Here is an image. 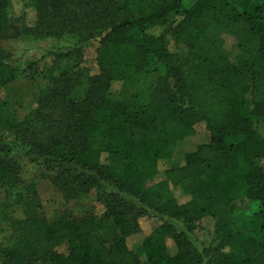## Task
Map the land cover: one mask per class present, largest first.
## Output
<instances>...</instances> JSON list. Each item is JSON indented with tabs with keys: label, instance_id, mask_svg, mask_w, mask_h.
I'll list each match as a JSON object with an SVG mask.
<instances>
[{
	"label": "trees",
	"instance_id": "1",
	"mask_svg": "<svg viewBox=\"0 0 264 264\" xmlns=\"http://www.w3.org/2000/svg\"><path fill=\"white\" fill-rule=\"evenodd\" d=\"M33 1L29 27L13 0H0V41L59 42L44 58L63 121L20 151L25 134L13 135L0 95V264H142L135 244L147 264H264V133L255 124L264 132V0ZM227 38L247 59L243 88ZM88 48L96 72L83 66ZM9 57L0 48V92L22 73ZM158 67L163 75L144 82ZM174 124L203 125L207 139L162 165ZM25 161L67 202L94 194L101 213L49 220L35 183L22 180ZM181 185L183 202L169 196ZM253 205L251 217L234 219Z\"/></svg>",
	"mask_w": 264,
	"mask_h": 264
},
{
	"label": "rangeland",
	"instance_id": "2",
	"mask_svg": "<svg viewBox=\"0 0 264 264\" xmlns=\"http://www.w3.org/2000/svg\"><path fill=\"white\" fill-rule=\"evenodd\" d=\"M12 13L21 15L23 22L29 27H34L36 23V10L33 0H13ZM171 41V36L166 37ZM59 42L53 39H42L38 37L12 39L10 41H0V48L9 52V60L15 66L21 69V74L17 79L9 84L0 95L5 99L6 110L11 121V130L15 137L18 134H25V143L18 146L20 151H25L29 140L46 139L50 135L56 133L63 121V107L57 100L54 93L53 83L47 77L46 68L51 64V58H44V55L52 50L53 46ZM225 53L230 62L237 68L238 74L235 77L237 86L244 87L249 84L247 76V59L237 48L233 39L227 38L224 46ZM186 50L184 45L180 46L182 59L185 58ZM83 66L89 68L92 72H96L94 51L88 48L84 57ZM163 75V69L158 67L148 74L142 76L144 82L153 81ZM116 89L115 86H113ZM249 97V93H246ZM257 132L259 136H263V126L260 121L255 120ZM174 147L171 151L162 153L160 156V164L176 162L183 156L198 147L199 144L206 141L203 125H196L194 130L184 129L181 126L172 125ZM18 133V134H17ZM24 168L22 172V180L25 184L35 183L42 201L43 211L49 220H55L62 217H79L87 211H96L101 213L102 206L96 201L94 194H90L86 198L77 199L67 202L61 193L52 185L50 179L45 172L39 167L23 162ZM264 163V162H263ZM164 178L161 171L156 180L160 181ZM186 192L185 185L175 188L170 197L185 201ZM5 193L0 188V203L5 201ZM258 210L257 205L241 206L234 213V219L237 222L242 220V216L251 217ZM15 217H22L21 208H13ZM205 231L211 238L215 236V219L208 218L203 222ZM112 228H103L100 233H111ZM140 256L142 264H147L144 253L134 245ZM235 247V245H234Z\"/></svg>",
	"mask_w": 264,
	"mask_h": 264
}]
</instances>
